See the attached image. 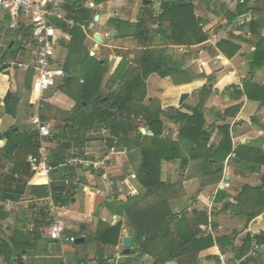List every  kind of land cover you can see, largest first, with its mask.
Returning <instances> with one entry per match:
<instances>
[{
    "label": "crops",
    "instance_id": "1",
    "mask_svg": "<svg viewBox=\"0 0 264 264\" xmlns=\"http://www.w3.org/2000/svg\"><path fill=\"white\" fill-rule=\"evenodd\" d=\"M162 1L164 0H151L149 4H145L144 0H125L123 3H117L113 9H103L105 5L112 3L111 0L99 4H96L95 0L84 1L85 7H89L87 5L89 4L96 9L95 13L88 26H78L80 29L75 37L70 28H65L67 35L61 41V47H65V50L60 47L57 55L68 76L67 79L72 77L69 88L71 94L77 93L80 83L84 81L87 71L84 67L86 55L90 54L103 62L107 70L104 78L106 85L127 52L139 51L144 47L140 39L134 36L140 11L144 6L151 5V9L157 15L162 11ZM194 4L195 14L208 35L201 44L162 45L161 35L156 30L157 25H149L151 34L154 35L152 47H167V65L173 72L167 76L159 72L149 75L147 102L158 99L161 108L166 111L168 118L161 136L179 141L181 124L169 118L172 116L170 107H181L183 112L190 114L192 106L200 101L201 91L205 85L214 87L218 83L225 87L223 91L213 92L204 102L205 129H208L207 132L211 136L208 146L219 144L222 138L219 127L228 124L234 147L249 145L253 151L246 154L240 165L231 164L230 171H224L223 178L216 181L213 175L204 174L203 158L192 157V151L190 152L186 145L182 150L183 155L189 158L187 166H182L181 158H177L172 165L167 160H163L161 179L174 186L169 192V202L175 213L185 212L195 224L198 223L197 211L210 214L215 226L214 236L235 233L237 236L234 239V247L238 249L247 234L256 235L264 232V213L248 223L249 194L242 199V210L235 204L223 208L225 202H236L235 199L245 185L260 187L263 180L264 164H253L250 161L260 154L264 156V102L258 98L250 99L244 94H239L247 79L264 87V66L251 72L248 64L253 61L258 42L264 37V12L242 13L247 8L261 7L262 0H246L243 4L239 0H195ZM102 11L105 13H101ZM64 12H68L67 6ZM112 13L116 19L128 24L120 28L109 24ZM96 15L100 17L95 19ZM257 19L261 21L259 34L253 33L250 27L253 20ZM164 23V29H167L169 23L167 21ZM9 24V15L0 12V57L6 55L4 60H0V147L3 144L2 135L12 128L18 135L38 137V129L34 122L37 110L32 105L31 96L28 108L23 103L27 86L30 85L31 90L34 69L19 66V63L32 64L31 36L28 39L24 38L26 28L31 33V27H25L23 31L13 30L8 26ZM108 32L110 35L106 36ZM82 34L85 36L83 41ZM225 39H230L233 45L239 46L238 52L232 56L223 52L219 42ZM16 42L19 48L14 50L12 48ZM71 50L74 52H72V61L69 62ZM127 59L130 63L125 73H128L133 65L131 59L129 57ZM66 80L58 81L46 93L48 101L45 108L40 111L41 117L52 131V136L47 139L50 152L53 154L60 144L69 143V148L62 151L64 156L69 155V151L73 149L77 153L98 159L112 157L115 178L111 184L101 177V171L73 168L72 176L76 183L72 184L77 187L73 199L65 206H56L51 195L52 186L65 181L66 168L58 167L50 175L45 176L38 167L35 168L34 161L38 154L34 153L30 146H25L19 152L11 154L18 164L25 161L23 171L34 172L26 179L25 192L19 200L4 199L1 189L6 188L8 183L0 184V238L9 243L8 248L5 245L0 248V264H101L99 262L101 255L110 258L114 264H152L153 258L150 255H142L139 251H134L136 242L126 218L114 214L104 204L105 198L119 193L136 194L144 191V187L137 179V168L141 162L140 149L128 148L126 145L109 146L108 138L115 137L110 135L106 128L96 125L87 133L83 147L77 150L78 142L72 140L75 130L68 128L66 137L61 133L76 105L75 98L62 88ZM118 86L119 82L114 84L113 89ZM18 88L22 92L21 97L18 96ZM184 94H187V97L182 101ZM231 107H239V109H230L226 112ZM144 128L145 126L142 125L139 129L142 135H145ZM120 133L122 137L132 141L138 131L123 124ZM259 150L261 153L258 152ZM2 152L0 150V156ZM31 159L32 164H29ZM15 162L2 157V173H10ZM87 171L89 174L86 173ZM18 176L14 175L15 178H19ZM34 186H46L49 194L40 195L44 191L35 190ZM98 189L102 192H98ZM220 190L227 194L221 200L217 199V191ZM53 203L55 207L52 206ZM55 214L67 226L61 241L49 237L50 225L45 224V217L53 218ZM118 223L121 224V230L117 244L106 245L95 239L100 228L103 230L106 225ZM19 232L22 237L17 236ZM126 236L132 237L129 253H125L123 246V239ZM22 238L27 242L23 248L20 246ZM79 238L84 240L77 242ZM217 246L215 244L201 251L194 261L198 264H216ZM253 248H257L258 252L264 255V245L255 244ZM9 249L12 254L9 260H6L5 252ZM235 249L227 253L236 255ZM186 263V259H179L169 261L167 264Z\"/></svg>",
    "mask_w": 264,
    "mask_h": 264
},
{
    "label": "trees",
    "instance_id": "2",
    "mask_svg": "<svg viewBox=\"0 0 264 264\" xmlns=\"http://www.w3.org/2000/svg\"><path fill=\"white\" fill-rule=\"evenodd\" d=\"M87 0H78L77 2L68 1L67 14L88 26L90 20L95 13L94 8L82 6L81 2ZM105 0H95L99 4ZM195 0H164L162 1V11L155 14L151 9V5L144 6L136 22L135 37L140 39L144 46L141 50L127 52L123 60L106 85L104 78L106 68L101 60L96 59L90 54L86 55L87 71L84 76V81L80 83V88L77 93L71 94L69 91L72 77H69L65 84L62 85L63 90L73 96L76 100V105L73 111L69 114L70 119L66 120V125L62 128V135L66 137L68 128L74 129L72 140H76L77 150L83 147L87 140V133L90 132L96 125L106 128L110 135L115 138H108L109 146L126 145L128 148H139L141 162L137 168V179L144 187V191L132 193H119L112 197L105 198L104 204L114 214L122 215L126 218L127 225L132 231L136 248L134 251H139L142 255H150L153 258L152 264H167L172 260L186 259V264H198L197 259L201 251L206 250L215 244H218L223 251L234 250L235 233L228 235L214 236L205 234L201 231V224H210L211 215L197 211L198 223L195 224L189 219L185 212L175 213L170 205L169 192L174 187L171 183L164 182L161 179V166L163 160H167L171 165L177 158L182 159V166H187L189 158L183 155V146H186L192 153V157L203 158V170L206 176L215 177L216 181L223 178L224 165L227 160L229 165H240L244 161L246 154L253 151L249 145H239L234 147L231 135V129L228 124H223L219 127L222 132V138L218 145L208 146L210 133L205 129L206 119L203 113L204 102L216 90L223 91L222 87L216 83L214 87L205 85L201 91V99L198 103L192 106V113H185L180 108L170 107L172 116L169 117L175 122L181 124L179 132V141H173L170 138L162 137L161 134L165 130V121L168 116L166 111L161 108V103L158 99H153L147 102V78L154 72H159L163 76L172 74V69L167 65L168 56L166 54L167 47H152L154 35L151 34L149 25H157L156 30L161 35L162 45L178 44L192 46L204 42L208 35L203 30L200 24V19L195 14ZM246 1V0H245ZM264 12V0L262 6L255 9L247 8L242 13L252 14L253 12ZM100 17V16H99ZM103 18V16H101ZM96 19V17H95ZM260 19L253 20L251 30L253 33H258L260 27ZM168 22L167 29H164V22ZM109 24H114L120 28L128 22L121 21L114 17ZM63 25V23H60ZM66 28V27H65ZM79 27L71 28L70 31L73 37L79 31ZM21 31L25 27H21ZM259 34V33H258ZM31 33L26 28L24 38H30ZM82 41L85 36L82 34ZM220 49L227 55L232 56L239 50V46L233 45L230 39H225L219 42ZM72 52L69 54V62L72 61ZM129 57L133 65L132 69L125 73L129 65L127 59ZM6 55L0 57L4 60ZM251 72L256 71L264 66V37L258 42V46L254 53V59L248 63ZM119 82V86L113 89L115 83ZM240 95H245L246 98H258L264 102V87L252 83L247 79L244 82ZM15 98V97H13ZM11 98V99H13ZM257 100V99H256ZM239 109V107H231L227 109ZM166 115V116H165ZM94 119V121H93ZM126 124L131 128H136L138 131L135 139L132 141L121 136V125ZM149 127L153 130V136L142 135L139 131L141 126ZM3 144L0 150L3 151L0 156V184L8 183L6 188L0 187L2 197L4 199L19 200L25 192L26 179L30 178L33 172L23 171L25 161L21 163L15 162V158L11 155L19 152L25 146H30L31 149L38 154L34 165L38 167L39 152L37 136L18 135L14 128L2 135ZM115 140L117 141L115 143ZM75 141V142H76ZM69 143L60 144L52 154V163L57 165L65 157L64 149L69 148ZM28 152V150H27ZM235 157H230L232 153ZM258 152L261 153L259 150ZM30 153V152H29ZM36 154V155H37ZM29 155V154H27ZM2 157L11 159L15 162V166L10 173H2ZM33 158V157H32ZM32 159L29 164H32ZM253 164H264V156L253 159ZM28 163V162H27ZM66 178L70 179L69 184L65 181L62 184L52 186V197L55 205L65 206L69 204L74 196L76 185H73L74 178L72 176V168H66ZM19 175L15 178L14 175ZM261 186L245 185L240 195L235 199L236 202H225L223 208L235 204L241 208L242 199L249 194V214L248 223L254 218L264 213V173ZM35 190L44 191L40 195L47 196L49 194L46 186H34ZM219 200L227 196L223 191H217ZM52 217H45V224L51 225ZM213 224V223H212ZM121 230V224L106 225V227L98 230L95 239L106 244L115 245L118 243V238ZM21 236L20 232L17 236ZM20 239V238H19ZM23 241V242H22ZM21 248L27 245L25 239L20 240ZM264 245V232L252 235L247 234L243 239V244L236 250V256L242 257L247 255L254 245ZM5 245L9 247V243L0 238V248ZM12 254L11 249L5 252V259L9 260ZM99 262L101 264H114L109 258L101 255ZM246 264H264V255L258 252L256 257L246 256ZM216 264H218L216 262Z\"/></svg>",
    "mask_w": 264,
    "mask_h": 264
},
{
    "label": "built area",
    "instance_id": "3",
    "mask_svg": "<svg viewBox=\"0 0 264 264\" xmlns=\"http://www.w3.org/2000/svg\"><path fill=\"white\" fill-rule=\"evenodd\" d=\"M68 0H0V12H5L10 17V28L19 30L21 27H31V42L33 49L32 64L19 63L22 67H31L34 69V78L32 81V105L37 110L34 116V122L38 129V170L45 176L50 175L58 167L62 168H85L87 170L101 171V177L108 182L115 178L113 172L112 157L95 158L82 153H77L73 149L69 155L65 156L57 165L52 163V153L47 145V139L52 136V131L40 115L41 109L45 108L48 101L46 93L54 87L58 81H65L67 74L64 71L59 59L58 49L61 47L62 39L67 35L65 27L74 28L78 26L85 27L74 17L64 12ZM245 3V0H239ZM63 23L64 26L60 25ZM110 32L106 33L109 36ZM145 135H153V130L149 127L143 129ZM112 154L114 152H111ZM230 157H235L232 153ZM226 161L224 171L228 172L230 165ZM132 172H130L131 174ZM133 175V174H132ZM135 176V175H133ZM65 183L69 184L70 179L66 178ZM76 183V181H73ZM98 192H102L100 189ZM55 207L54 203L52 205ZM57 206V205H56ZM66 223L55 214L53 222L49 226V237L62 240L63 233L66 231ZM201 231L205 234L215 233L214 224L201 225ZM218 245V244H216ZM218 264H246V256L258 255L257 248H253L247 255L238 257L234 254L224 252L217 246Z\"/></svg>",
    "mask_w": 264,
    "mask_h": 264
},
{
    "label": "rangeland",
    "instance_id": "4",
    "mask_svg": "<svg viewBox=\"0 0 264 264\" xmlns=\"http://www.w3.org/2000/svg\"><path fill=\"white\" fill-rule=\"evenodd\" d=\"M89 1V0H88ZM91 1V0H90ZM112 1V3L111 4H107V5H105L104 6V8L103 9H106V8H110V9H113V8H115L116 7V5H117V3H123L125 0H111ZM81 4H82V6H86V4L84 3V2H81ZM89 7H91V8H94L92 5H89V4H87ZM98 9V8H97ZM94 10H96V9H94ZM110 11V10H109ZM101 13H105V12H101ZM98 19V18H97ZM19 48V44L16 42L15 44H14V46H13V48L12 49H14V50H17ZM61 49L62 50H65V47H61ZM30 96H31V98H32V92H31V90H30V85L29 86H27V92H26V96H25V98H24V105H25V107H27L28 108V105H29V99H30ZM228 171H230V169L228 170ZM87 174H89V171H87L86 172Z\"/></svg>",
    "mask_w": 264,
    "mask_h": 264
},
{
    "label": "water",
    "instance_id": "5",
    "mask_svg": "<svg viewBox=\"0 0 264 264\" xmlns=\"http://www.w3.org/2000/svg\"><path fill=\"white\" fill-rule=\"evenodd\" d=\"M68 1H75V0H68ZM151 2V0H144V3L145 4H149ZM99 16L98 15H96V18H98ZM115 33V31L113 32V34ZM98 37V36H97ZM17 93H18V96L19 97H21L22 96V92H21V90L18 88L17 89ZM187 97V94H184L183 96H182V101L185 99ZM227 178H229V177H227ZM84 240V238H79L78 239V241L77 242H81V241H83ZM123 246H124V248H125V253H129L130 252V248H131V246H132V237H130V236H126V237H124V239H123Z\"/></svg>",
    "mask_w": 264,
    "mask_h": 264
}]
</instances>
